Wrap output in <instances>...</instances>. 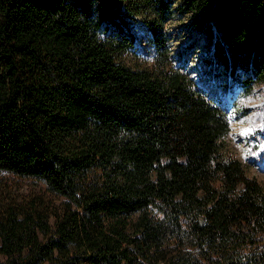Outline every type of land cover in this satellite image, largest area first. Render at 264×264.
<instances>
[{
	"label": "trees",
	"instance_id": "obj_1",
	"mask_svg": "<svg viewBox=\"0 0 264 264\" xmlns=\"http://www.w3.org/2000/svg\"><path fill=\"white\" fill-rule=\"evenodd\" d=\"M172 21L208 37L212 84L264 83V0H0V264H264V186Z\"/></svg>",
	"mask_w": 264,
	"mask_h": 264
},
{
	"label": "rangeland",
	"instance_id": "obj_2",
	"mask_svg": "<svg viewBox=\"0 0 264 264\" xmlns=\"http://www.w3.org/2000/svg\"><path fill=\"white\" fill-rule=\"evenodd\" d=\"M139 21L136 27V57L129 55L128 61L132 65H136L134 60L150 65L154 61L156 48L145 23L141 19ZM188 21L189 18H186L185 23ZM166 26L171 32V49L176 55L184 57L187 70L201 85H206L209 97L228 114L230 130L225 137L227 153L237 157L243 163L247 175L257 178L264 186V83L254 86L249 92L240 85L221 87L212 84L213 79L208 77L207 59L212 49L208 37L198 30L185 29L182 22L172 21ZM2 181L17 195H36L48 202L55 200V196L40 181L12 174H3Z\"/></svg>",
	"mask_w": 264,
	"mask_h": 264
}]
</instances>
